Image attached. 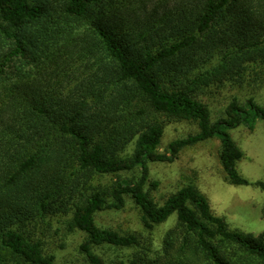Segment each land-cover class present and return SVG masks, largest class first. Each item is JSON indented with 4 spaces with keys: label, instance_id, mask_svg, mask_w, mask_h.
Instances as JSON below:
<instances>
[{
    "label": "trees",
    "instance_id": "1",
    "mask_svg": "<svg viewBox=\"0 0 264 264\" xmlns=\"http://www.w3.org/2000/svg\"><path fill=\"white\" fill-rule=\"evenodd\" d=\"M252 65L264 66V0H0V264H56L37 235L60 216L85 234L86 264H264V232L232 230L194 184L163 204L148 188L152 164L219 139L228 181L264 191L239 172L230 134L253 130L264 105L233 98L213 122L201 100ZM175 120L199 132L161 153ZM129 200L141 232L98 225ZM172 217L157 252L153 232Z\"/></svg>",
    "mask_w": 264,
    "mask_h": 264
},
{
    "label": "rangeland",
    "instance_id": "2",
    "mask_svg": "<svg viewBox=\"0 0 264 264\" xmlns=\"http://www.w3.org/2000/svg\"><path fill=\"white\" fill-rule=\"evenodd\" d=\"M233 98H238L242 104L254 98L264 105V66L252 65L242 83L211 87L201 100L211 111L212 121L223 117L224 111ZM199 132L198 123L192 120L171 121L164 131L159 151L167 152L169 145L177 140ZM231 136L245 153L238 164L241 175L251 183L264 181V120L258 119L253 130L246 126L230 131ZM221 141L209 140L182 151L178 160L173 163L152 164L150 185L156 183V188L148 185L152 196L159 204L179 191L181 188L194 184L209 200L213 213L224 218L232 230L259 236L264 232V191L256 186L232 185L221 166L219 153ZM134 146H130L125 154H132ZM136 172L125 173L122 178L137 177ZM117 176L105 177L104 185L116 180ZM141 214L137 206L128 201L122 211L103 212L97 216L100 227L113 229L122 233L141 232ZM66 217L60 216L47 220L38 231L37 237L42 238L45 249L56 257V264H86L80 251L85 234L79 231L68 232ZM175 217L157 227L153 232L155 251L162 249L163 239L168 230L174 227ZM118 255L126 258L131 251H108L109 259ZM1 264H12L5 261Z\"/></svg>",
    "mask_w": 264,
    "mask_h": 264
}]
</instances>
